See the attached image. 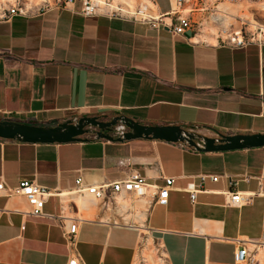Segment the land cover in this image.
Returning <instances> with one entry per match:
<instances>
[{"label": "crops", "instance_id": "crops-1", "mask_svg": "<svg viewBox=\"0 0 264 264\" xmlns=\"http://www.w3.org/2000/svg\"><path fill=\"white\" fill-rule=\"evenodd\" d=\"M162 1H151L156 28L104 13L85 17L79 3L10 20L0 16V121L56 126L83 117H126L147 126L194 127L210 138L217 136L205 127L227 136L264 134V43L244 49L220 44L211 34L229 29L230 20L206 25L196 38L173 36L162 26L176 24L173 1ZM230 8L236 14L245 7ZM87 139H0V181L68 194L77 179L100 186L133 174L158 187L174 179L167 203L144 217L166 264H234L241 244L263 241L264 198L241 207L227 203L228 194L258 191L264 147L200 153L164 141ZM199 176L219 179L206 180L192 204L185 189ZM79 199L51 197L43 209L49 218H35L27 215L24 198L0 197V264H67V225L60 217L67 201ZM116 219L99 209L79 224L75 249L84 264H134L141 232Z\"/></svg>", "mask_w": 264, "mask_h": 264}, {"label": "built area", "instance_id": "built-area-1", "mask_svg": "<svg viewBox=\"0 0 264 264\" xmlns=\"http://www.w3.org/2000/svg\"><path fill=\"white\" fill-rule=\"evenodd\" d=\"M36 1V0H35ZM229 5H240L242 3L252 4V5H263L264 0H224ZM179 5L182 6V0H178ZM75 3L81 5V14L85 17L95 16L101 13L108 14L112 18H124L131 19L134 22L151 26L156 28L154 24L158 19H150L144 17L138 9L136 15H128L124 13H118L119 11L104 12L99 7V2L97 0H39L34 2L32 0H13L6 7L0 10V16L2 19L10 20L12 17H28L34 13H45L51 10H63L66 7L72 6ZM182 7H180L181 9ZM193 9H195L193 7ZM184 14V11L180 13H173L172 16L175 17L176 24H172V21L168 20V23H162V26L167 27L171 35L173 36H183L187 32L192 33L193 38L198 37L202 34L201 24L194 21L190 15L193 11ZM210 22L212 18L217 14V7L211 9ZM264 12V11H261ZM245 13L244 11L240 12ZM251 15L252 19H255L258 14L257 11H247ZM227 17H232L229 13L222 15L224 20ZM233 18V17H232ZM235 23H239L236 29H233V25L230 23L229 29L225 32V37L218 36L216 41H219L225 47L231 49H244L248 45L257 43H264V31L262 29L251 27L250 21L246 18L236 17ZM222 21L221 19L218 22ZM247 27V28H246ZM127 131L123 124L119 123L111 137L114 139L122 138L124 133ZM94 139L95 136H92ZM185 146V145H184ZM201 147L200 144H197ZM187 147V146H185ZM188 148V147H187ZM216 183L219 177H207L199 176V183L189 184L185 192L189 193L190 201L195 204L196 197L201 193V185L206 181ZM230 184L231 180L229 179ZM174 185V179H165V185L163 187H158L148 184L145 179L141 178L139 175H131L125 180L115 181L100 186H84L81 179L75 181V188L72 192L68 194H58L51 192L43 187L36 185L33 182L23 181L15 188L7 187L2 181H0V197H22L27 201L30 211L27 215L35 218H49L43 209L47 199L51 197H61L66 199L68 197H80L82 199H87L89 205L83 208V212L91 215L89 219L97 215L99 209L113 211L114 216L117 218L114 224L123 223L129 226H136L141 231V226L137 222L139 216L142 214L144 217L155 205H165L167 203L168 194L170 189ZM229 201L228 206L231 207H241L252 203L255 198H264V179L262 180L258 191L256 192H246V193H231L228 194ZM140 209H138V207ZM76 210V215L80 214L77 204L72 200L65 203V214H63L60 219L66 222V227L63 228V234L67 240L68 248L70 249V256L68 258L67 264H84L81 257L78 255L75 246L77 242V235L79 232V224L89 220L83 219L81 217H72L70 213ZM143 227L146 229V221L144 218ZM148 231V229H146ZM264 249V236L263 241L258 244H241L240 247L234 252L233 263L234 264H256V254L258 250Z\"/></svg>", "mask_w": 264, "mask_h": 264}, {"label": "water", "instance_id": "water-1", "mask_svg": "<svg viewBox=\"0 0 264 264\" xmlns=\"http://www.w3.org/2000/svg\"><path fill=\"white\" fill-rule=\"evenodd\" d=\"M123 124L127 131L122 138L111 137L113 130ZM217 138H210L180 126H147L126 117L113 119L101 117H83L77 121H67L56 126H34L16 121H0V139L29 144H66L85 142L88 136L98 140L124 142L135 139L164 141L171 144H183L189 149L200 152H228L264 147V134L227 136L205 127ZM200 144L201 147H198Z\"/></svg>", "mask_w": 264, "mask_h": 264}, {"label": "bare ground", "instance_id": "bare-ground-1", "mask_svg": "<svg viewBox=\"0 0 264 264\" xmlns=\"http://www.w3.org/2000/svg\"><path fill=\"white\" fill-rule=\"evenodd\" d=\"M31 1L32 0H30V2ZM97 1L99 2V7L104 12L119 11L121 13H124V14H128V15L133 16V15H136L137 14L138 9L140 8V10H139L141 12L140 14H142L144 17L150 18V19H153V20L159 18L158 15L155 12L154 6H153V4H152V2L150 0H116L113 3H111V4H106V2L104 0H97ZM137 1L142 2V3H140L139 7H136ZM172 1H173V8H174L173 13H177V12L180 13L181 12V10H180V7L181 6L179 5L178 0H172ZM34 2H35V0H34ZM223 5H225V7H228V6H226L227 4H223ZM230 6L232 7V5H230ZM256 6H259V8L262 9L261 11H264V4L263 5H256ZM242 7H245V8L240 9L239 12L236 13V14H232V8H230V7L227 8V10H225V11H220L219 8H218V10H217L218 12H217L216 16H214V18H212V22L215 23L214 26H220V25H222L225 20H230L231 22L232 21L234 22L235 21L234 18H235L236 15H238L241 11H244V12L247 13V11L249 10V7H252V6H248L247 7L245 5H242ZM225 13L226 14L229 13V15L232 16L233 18L232 17L231 18L230 17H227V18H225L223 20L222 19V15L225 14ZM246 13L243 16H245L246 18H248L249 17V16H247L248 13L247 14ZM220 19L222 21L218 22V20H220ZM256 23L257 22H255L254 20H253L252 23L250 22V24H251V26L253 28H258L259 27L260 29H262L264 31V26H262L260 24H256ZM229 26H230V24H229ZM227 30L228 29H226V28L225 29H220L218 32L216 31V33L211 34V36H212V38H215V40H216V38L218 36L225 37V32ZM198 39H200L202 41H208L203 36H200ZM81 200H82V198H81ZM81 200L79 199L77 201V206H78V208L81 207L82 210H83V208L86 207V206H88L89 204H86V206H83L82 204H83V201L84 200L83 201H81ZM86 219H88V218H86ZM143 221H144V215L141 214L139 216V219H138V222L140 223V226H141V231H140L141 232V236H140V239H139L138 250L141 249V247L145 246V247H143V249L145 248L147 252H146V255H145L144 258L147 260V262L149 264H158V262H160V261L157 259L154 251L151 248L152 239L150 237L149 232L143 227ZM258 251H259V253H258V255L257 254L256 255L259 257L260 263L263 264L264 263V249L258 250ZM143 252H145V251H143ZM138 253L136 255L134 264H137L138 257H139V254ZM141 255H143V254H141Z\"/></svg>", "mask_w": 264, "mask_h": 264}, {"label": "rangeland", "instance_id": "rangeland-1", "mask_svg": "<svg viewBox=\"0 0 264 264\" xmlns=\"http://www.w3.org/2000/svg\"><path fill=\"white\" fill-rule=\"evenodd\" d=\"M39 1V0H36V2ZM106 2V4H111L113 3L114 1L116 0H104ZM152 1V0H150ZM13 0H0V10L3 8V7H6L9 3H12ZM140 1H137V5L136 7H139L140 5ZM161 3H164V1L161 0ZM220 4H227L224 0H182V8L180 9L181 11H184L183 13H188L190 11V9H193V7L196 9L193 14L196 15L195 16V19L196 21H199L198 23L201 24V29L202 30V34L205 32V28H206V25H213L211 22H210V16H211V10L208 9V7H210L211 9H213L214 7H219ZM242 5H245V6H252V7H249V11H257L256 14L257 17L255 19H253L255 22H257L256 24H260L262 26H264V12H261L262 9L259 8V6H256V5H252V4H247V3H242V4H238V5H232V7H242ZM226 6L228 7H231L229 4H227ZM120 13V12H118ZM246 13V12H245ZM245 13L241 14L239 13L238 15L235 16L236 17H241V18H245V16H243ZM247 14V13H246ZM249 16L247 19L248 21H250L251 23L253 22V20L251 19V15H247ZM231 24L235 25V26H239V23H235V21L233 22H230ZM203 24V25H202ZM214 26V25H213ZM247 28V27H246ZM250 30H254L252 28V26L249 28ZM206 33V32H205ZM209 43H212V42H209ZM82 201V200H81ZM81 210V211H80ZM79 211H80V214L82 216L83 219H86V218H90V216L88 214H86L85 212L82 211V208L80 207L79 208ZM80 214L79 215H76V210L72 211L70 213V216L72 217H80ZM87 215V216H86ZM145 247V246H143ZM143 247H141V249H139L137 251V253L139 254V257H138V261H137V264H149L147 262V260L144 258L145 255H146V249L144 250ZM151 248L152 250L154 251L157 259L160 261L158 262V264H166V261H165V257L163 255V252L160 248V246L152 241L151 242ZM145 252H143V251ZM142 252V253H141ZM143 255H141V254ZM255 260H256V264L259 263V257H255ZM264 264V263H263Z\"/></svg>", "mask_w": 264, "mask_h": 264}, {"label": "flooded vegetation", "instance_id": "flooded-vegetation-1", "mask_svg": "<svg viewBox=\"0 0 264 264\" xmlns=\"http://www.w3.org/2000/svg\"><path fill=\"white\" fill-rule=\"evenodd\" d=\"M89 137V136H88Z\"/></svg>", "mask_w": 264, "mask_h": 264}]
</instances>
